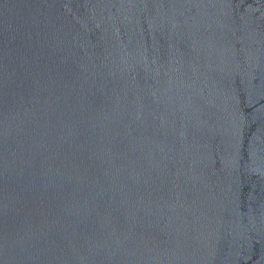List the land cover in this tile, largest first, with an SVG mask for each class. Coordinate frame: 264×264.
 <instances>
[{
  "label": "water",
  "instance_id": "1",
  "mask_svg": "<svg viewBox=\"0 0 264 264\" xmlns=\"http://www.w3.org/2000/svg\"><path fill=\"white\" fill-rule=\"evenodd\" d=\"M238 0H0V264H218Z\"/></svg>",
  "mask_w": 264,
  "mask_h": 264
}]
</instances>
